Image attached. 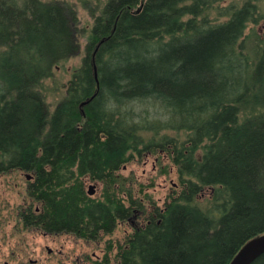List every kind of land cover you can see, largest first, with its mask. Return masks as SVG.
<instances>
[{
    "label": "trees",
    "instance_id": "trees-1",
    "mask_svg": "<svg viewBox=\"0 0 264 264\" xmlns=\"http://www.w3.org/2000/svg\"><path fill=\"white\" fill-rule=\"evenodd\" d=\"M225 1L85 0L84 55L50 111L42 91L77 55L75 13L55 0H0V162L37 172L48 163L68 211L84 194L82 176L104 182L99 240L125 210L123 165L161 149L176 169L178 191L128 236L116 264H229L264 234V46H247L245 35L260 16L251 1ZM215 9L225 20L210 19ZM134 103L165 120L135 115Z\"/></svg>",
    "mask_w": 264,
    "mask_h": 264
},
{
    "label": "rangeland",
    "instance_id": "rangeland-1",
    "mask_svg": "<svg viewBox=\"0 0 264 264\" xmlns=\"http://www.w3.org/2000/svg\"><path fill=\"white\" fill-rule=\"evenodd\" d=\"M43 2H50L52 0H41ZM62 4L71 7V10L75 13L76 17V26L77 31L80 33L81 37L78 41V52L77 55L65 63H63L60 67L53 70V77L50 80H47L44 84V90L42 91V95L44 97L45 105L47 109L52 111L57 103H59L64 95H65V86L68 80L70 79L71 72L77 68L83 57L84 53V34L89 29L92 24V18L86 9L85 0H55ZM251 1L257 5V12L259 17V21L256 25L249 26L246 30L245 35L249 37V41L246 42L247 46H251V44L260 43V46H264V0H227L220 4V7L227 6H235L240 7L244 2ZM95 4H91L94 6ZM210 19L223 21L224 18L218 17L217 9L210 12ZM128 110L132 111L135 115H142V117H146L149 121L153 119L165 120L162 112L158 108L150 107L148 103H134L128 106ZM146 112V113H145ZM148 115V116H147ZM141 136L149 139L151 138V134L147 132L141 133ZM159 136H168L170 138H174L175 140L183 139L184 136L182 133H177L174 131H164ZM156 141L159 139L156 138ZM166 152L159 153L158 151L153 153H144L141 158H135L134 160L126 163L125 170H119L117 175L121 178V181L126 180L125 186L131 190L133 193V197L139 199H144L145 208L151 209L152 205L157 207H162L166 199L170 196L171 190L174 188V184L178 185V179L176 175V169L173 167L171 158H164ZM157 159V160H156ZM163 165V166H162ZM172 169V170H171ZM6 177V176H5ZM4 178V177H3ZM6 185V186H5ZM14 185L18 186V192H15ZM25 185L24 177L19 174H11L7 176V179L4 178L3 186L0 183V192L4 189V193L1 195V199L10 203L12 207L19 206L21 203L20 197L17 193L20 192L22 194V189ZM99 185L97 189L101 188ZM177 188L174 189V192L178 191ZM97 190V191H98ZM96 191V192H97ZM99 194V191L96 195ZM208 197V194H205L204 197H201L200 200H204ZM204 205V204H203ZM3 224L0 227V256L4 255V257H9L11 252H16L14 255L18 256V250L28 252L31 248L33 253V257H42L45 259V251L44 246L47 244L53 250H61L63 253L70 252L71 258L65 260L64 258L57 263L54 262L55 258H50L48 261L43 264H76V262H70L74 260V255L87 254L90 257V261L86 263V261L80 262L78 264H100L105 260V256H108L109 262L108 264H116L117 263V252L119 247L124 245V241L128 238V236L132 233L133 228L130 225L118 224L112 234L101 237L98 241V244H90L89 246L74 244L72 241L67 240L66 246L62 249L60 248L61 243H48L46 240L40 238L39 236H33L30 232L14 229V225L9 222V218L7 215H3L2 217ZM137 224V223H136ZM13 239L9 243L6 240ZM48 241V240H47ZM11 243V244H10ZM24 243V244H22ZM96 254V257H92L91 254ZM56 255V253H54ZM52 255L51 257H53ZM30 256V255H29ZM2 257V256H1ZM23 258V257H22ZM28 255L24 256V263L28 264L26 259ZM59 258V257H58ZM60 259V258H59ZM81 259H84L81 257ZM15 264H22L23 259L15 258L13 259ZM26 261V262H25ZM70 262V263H68ZM41 263V264H42Z\"/></svg>",
    "mask_w": 264,
    "mask_h": 264
},
{
    "label": "flooded vegetation",
    "instance_id": "flooded-vegetation-1",
    "mask_svg": "<svg viewBox=\"0 0 264 264\" xmlns=\"http://www.w3.org/2000/svg\"><path fill=\"white\" fill-rule=\"evenodd\" d=\"M158 152L163 153L164 151L159 149ZM164 158H169L167 153ZM32 168L35 167H32L31 164H7L0 162L1 186H3L4 178L7 179V176L11 174H19L23 176L25 180V185L21 191L22 194H20V192L17 193L18 196H21H19L21 199V203L19 206L12 207L9 202L2 200L1 194L4 193L5 190H1L0 227L4 223L2 220L3 215H7V218L12 220L11 222H9V224L13 222L12 224L14 225V229H16V231L23 230L30 232L34 237L39 236L40 238L46 240V242L48 243H61L59 245L62 249L66 246L67 240L72 241L76 245H78V243L85 246H89L90 244L97 245L99 241V233L104 232V229L100 232L98 225V201H103L104 199V182L93 179L88 174L82 176L80 181L82 183L84 194L81 198H79L80 201L78 202V204L76 206H73V211H68L66 210L67 207L64 200L65 196L52 194L50 165L48 163L44 164L42 167H40L42 170L40 169L38 170V172L33 171ZM125 169L126 164L120 168V170ZM40 173L45 177L43 182L38 178V175H40ZM116 176L119 177L117 173ZM99 185L102 186V190L100 188L99 190L97 189ZM177 186L178 185L174 184V188L173 190H171L170 196H173L175 194L174 189L177 188ZM13 188L15 192H18L17 185H14ZM90 190L92 191L91 194H89ZM97 190L99 191V194L96 195V193L98 192ZM128 191L129 189L125 190V192L122 193L123 206L125 208L124 212L121 213L116 222H113L112 217L109 222H106L107 226H109L106 228L107 230L114 231L118 224L120 225L125 223L132 226L133 231L139 230L141 228H144L146 225H149L151 219L156 218V213H154L156 209H158L159 212H163V206L157 207L155 205H152L151 209L147 210L144 206V199H137L136 197H133L131 199L128 197ZM136 200L139 203L138 207L136 208L133 206V208L131 204L134 205ZM66 212L68 215L67 218L65 216ZM11 240L13 239L6 240V242L9 243ZM44 251L46 254L45 259L42 257H33L34 252L31 248L27 253L20 248L18 250V256H15V258L23 259L22 264H26L24 263V256L28 255V258L26 259L28 264H41L43 260H45L43 262L45 263L50 258H55L54 262L57 263L63 258L65 260H68L72 257L70 252L63 253V251L61 250H53L49 246H47V244L44 246ZM15 253L16 252L14 251L11 252V255L9 257H4V255H1L2 257L0 256V264H15V262L13 261V259H15ZM54 253H56V255H54ZM52 255L54 256L51 257ZM91 255L92 257H96L97 259L96 254L93 253ZM81 257L84 259H81ZM89 259L90 257L87 254H83L82 256L81 254H75L74 260H71L70 262H76V264H78L80 262L86 261L87 263L90 261ZM61 264L64 263L61 262Z\"/></svg>",
    "mask_w": 264,
    "mask_h": 264
},
{
    "label": "water",
    "instance_id": "water-1",
    "mask_svg": "<svg viewBox=\"0 0 264 264\" xmlns=\"http://www.w3.org/2000/svg\"><path fill=\"white\" fill-rule=\"evenodd\" d=\"M101 43H102V41L100 42V44ZM96 51H97V48H96V50L93 54V57H92V59H93L92 66H93V77H94V80L96 82V87L98 89L99 85H98L97 70H96V66L94 64V55H95ZM95 95H96V93L93 96H91L90 98H88L87 100L83 101L79 105V108L82 110V108L84 106H86L87 104H89L93 100ZM81 113L83 114V111H81ZM91 193H92V191L90 190L89 194H91ZM263 254H264V234H261L260 236L250 240L245 245H243L238 250V252L233 257V259L230 261L229 264H252L256 259H258Z\"/></svg>",
    "mask_w": 264,
    "mask_h": 264
}]
</instances>
